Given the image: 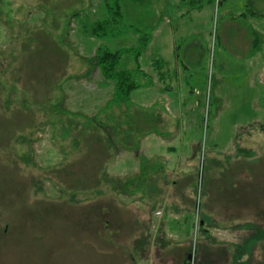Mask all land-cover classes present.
Here are the masks:
<instances>
[{"label": "rangeland", "instance_id": "rangeland-1", "mask_svg": "<svg viewBox=\"0 0 264 264\" xmlns=\"http://www.w3.org/2000/svg\"><path fill=\"white\" fill-rule=\"evenodd\" d=\"M124 1L162 23L113 103L106 0H0V264H264V0Z\"/></svg>", "mask_w": 264, "mask_h": 264}, {"label": "trees", "instance_id": "trees-1", "mask_svg": "<svg viewBox=\"0 0 264 264\" xmlns=\"http://www.w3.org/2000/svg\"><path fill=\"white\" fill-rule=\"evenodd\" d=\"M144 1L145 0H143V2ZM184 1H182V3H184ZM219 1L221 2V0ZM133 2L136 4L135 0H133ZM125 3L126 1L124 0H113V3L110 4L106 0L105 7L107 8L108 18L104 21L95 23V25L90 28V34L96 37L103 36V38H111L122 33L127 27L137 35L136 46L133 47H123L115 51H111L105 45H99L96 48L94 59L96 64L100 66L101 74L106 79L114 81L113 96L111 98V102L113 103L128 101L132 92L144 86V84L141 83L143 72L140 68L138 57L150 42V33L147 35L143 32L146 30L152 32L156 27L155 23L149 28L144 27L142 24L143 21L141 22V20L144 19L145 16L137 15V12L141 13L143 9L136 6V10L134 7L132 14H129L130 12L128 13L125 9ZM150 15L151 14L148 13L147 17ZM127 56L135 59L136 66L133 68H128L126 66Z\"/></svg>", "mask_w": 264, "mask_h": 264}, {"label": "crops", "instance_id": "crops-1", "mask_svg": "<svg viewBox=\"0 0 264 264\" xmlns=\"http://www.w3.org/2000/svg\"><path fill=\"white\" fill-rule=\"evenodd\" d=\"M204 4H209V2L208 1H204ZM168 5H169V7H171V6H173V5H171V2L170 3H168ZM202 5H203V3H202ZM162 6V4H161V2H159V3H157L155 6H154V8H156V11L158 12V13H161V8H159V7H161ZM198 6H200V5H198ZM172 12V11H171ZM171 12H169V13H171ZM167 15H165V20H164V22L165 23H168V24H170V26H171V28L173 29L174 28V26H173V24L171 23V21L173 20L172 19V16H170L169 15V19H166L167 17H166ZM160 17H161V14H159L158 15V17H157V19H156V27H155V29H154V33L156 34V33H159L160 32V30H161V19H160ZM158 20H160V22H158ZM169 20V21H168ZM191 159V158H190ZM190 159H188V160H190ZM193 165H194V161H193ZM195 166V165H194ZM187 167L188 168H191L192 167V165H191V161L189 162L188 161V165H187ZM169 168V167H168ZM192 180V184H193V181H194V179L192 178V176L190 175V173L188 172V176H185V174H184V179L182 180V178H181V181H182V183H183V187H179V186H182V184L179 182L178 184H176V186H177V188H180V189H185L184 191H181V194L179 193H176V188L174 189V194L170 197L171 198V200L167 197L166 198V200H165V202L166 201H169V205H170V211L168 212L170 215L171 214H174V213H177V212H179V210L180 209H178V208H176V207H178V204H182L186 209H188L187 210V213L185 214V221H188V223H191L192 222V218H193V214H194V211H192V207L194 206V204H195V198L193 197V193L191 192V193H189V189H188V186H189V183H190V181ZM160 201H162V200H160ZM160 203H162V202H160ZM158 211V210H157ZM172 216V215H171ZM174 216H175V214H174ZM173 217V216H172ZM191 226V225H190ZM181 244V242L180 243H178L177 245L179 246Z\"/></svg>", "mask_w": 264, "mask_h": 264}, {"label": "flooded vegetation", "instance_id": "flooded-vegetation-1", "mask_svg": "<svg viewBox=\"0 0 264 264\" xmlns=\"http://www.w3.org/2000/svg\"><path fill=\"white\" fill-rule=\"evenodd\" d=\"M203 258H205V254L203 252H201V254L199 255V259H203ZM186 264H188V263H186Z\"/></svg>", "mask_w": 264, "mask_h": 264}]
</instances>
